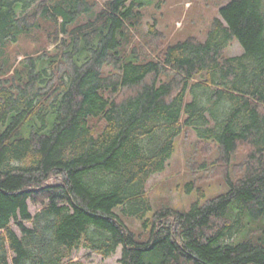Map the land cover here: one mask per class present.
Wrapping results in <instances>:
<instances>
[{"label":"trees","instance_id":"obj_1","mask_svg":"<svg viewBox=\"0 0 264 264\" xmlns=\"http://www.w3.org/2000/svg\"><path fill=\"white\" fill-rule=\"evenodd\" d=\"M153 1L46 0L53 50L13 65L32 24L0 0V264H86L74 253L120 247V264H264V0H231L204 40L152 58L135 32ZM233 41L241 55L225 54ZM187 129L227 171L245 159L227 191L155 210L147 184Z\"/></svg>","mask_w":264,"mask_h":264},{"label":"rangeland","instance_id":"obj_2","mask_svg":"<svg viewBox=\"0 0 264 264\" xmlns=\"http://www.w3.org/2000/svg\"><path fill=\"white\" fill-rule=\"evenodd\" d=\"M25 7L24 13L29 17L31 31L19 37L17 43L7 50V57L13 65L31 55L43 51H51L52 44L58 35L56 26L38 17L37 9L46 0H17ZM49 1V0H48ZM103 5L108 0H97ZM231 0H154L143 11L142 24L135 32L137 46L143 54L156 57L165 48L177 41L188 37L204 40L213 20L219 16L220 8ZM18 9L19 16L21 10ZM35 14V15H34ZM36 16L31 18V16ZM82 21H86L83 19ZM34 22V23H33ZM156 25L160 36L149 34L150 28ZM243 48L238 41H233L225 54L238 56ZM245 150L241 149L230 168L225 166L219 151L213 144L198 140L192 130H185L177 139L176 151L168 162L164 172L154 175L147 184V192L154 209L170 207L175 210H188L192 203L199 199V191L205 197L212 198L225 191L226 172L234 174L239 171V163L245 159ZM234 164H237V166ZM53 181V180H52ZM40 206L30 204V211L36 214ZM133 232H142L141 223L137 220L127 221ZM28 226L30 224L27 223ZM88 252H75L74 260L84 261L86 264H120L122 247L116 254L103 258L92 254L85 258Z\"/></svg>","mask_w":264,"mask_h":264}]
</instances>
